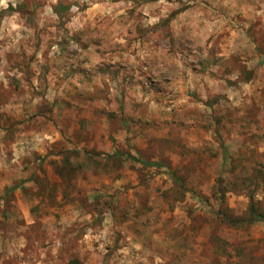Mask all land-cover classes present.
<instances>
[{
    "label": "rangeland",
    "instance_id": "374dc122",
    "mask_svg": "<svg viewBox=\"0 0 264 264\" xmlns=\"http://www.w3.org/2000/svg\"><path fill=\"white\" fill-rule=\"evenodd\" d=\"M0 264H264V0L0 6Z\"/></svg>",
    "mask_w": 264,
    "mask_h": 264
},
{
    "label": "clouds",
    "instance_id": "9594fccd",
    "mask_svg": "<svg viewBox=\"0 0 264 264\" xmlns=\"http://www.w3.org/2000/svg\"><path fill=\"white\" fill-rule=\"evenodd\" d=\"M0 6H3L4 8L8 7V0H0ZM147 15V13H145ZM159 19V17L153 18V19H149L145 22L146 25L148 24H154L157 22V20Z\"/></svg>",
    "mask_w": 264,
    "mask_h": 264
},
{
    "label": "trees",
    "instance_id": "16d2710c",
    "mask_svg": "<svg viewBox=\"0 0 264 264\" xmlns=\"http://www.w3.org/2000/svg\"><path fill=\"white\" fill-rule=\"evenodd\" d=\"M108 157H117L119 159H122V154L119 153V152H115L113 154H110V155H107ZM124 159H129V160H139V159H135L134 157L132 156H126L124 157ZM146 164H150V163H146Z\"/></svg>",
    "mask_w": 264,
    "mask_h": 264
}]
</instances>
